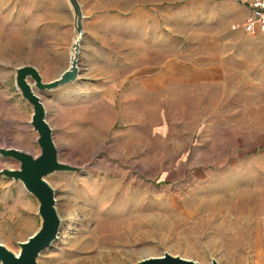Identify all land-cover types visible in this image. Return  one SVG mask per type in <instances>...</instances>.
<instances>
[{"label":"rangeland","instance_id":"374dc122","mask_svg":"<svg viewBox=\"0 0 264 264\" xmlns=\"http://www.w3.org/2000/svg\"><path fill=\"white\" fill-rule=\"evenodd\" d=\"M239 2L130 0L83 21L79 79L34 87L60 161L81 168L47 177L61 228L38 264H134L165 252L264 264V91L254 36L234 34ZM42 3L0 0V147L34 156L16 68L55 79L79 33L72 4ZM19 165L0 153V170ZM38 207L21 181L0 176V241L12 251L41 226Z\"/></svg>","mask_w":264,"mask_h":264},{"label":"water","instance_id":"95a60500","mask_svg":"<svg viewBox=\"0 0 264 264\" xmlns=\"http://www.w3.org/2000/svg\"><path fill=\"white\" fill-rule=\"evenodd\" d=\"M77 19L78 36L71 48L69 66L55 79L44 81L40 71L33 65H22L16 68V85L22 96L32 105L31 124L38 132L39 155L34 156L18 148L0 147V153L12 157L19 162L18 168H2L0 176L21 181L26 190L39 202L38 213L42 219L41 226L27 239L20 241V251H12L0 241L1 264H38L41 252L47 249L58 238L61 218L56 207V190L48 182L47 177L57 171H78L73 166L59 159V149L53 138V130L46 120V108L34 87L39 90H52L79 79L81 40L84 33L83 13L78 0H69ZM35 82L32 84L30 80ZM134 264H202L192 259L182 258L165 252L161 256L142 258ZM211 264H219L213 259Z\"/></svg>","mask_w":264,"mask_h":264},{"label":"crops","instance_id":"0c3cea01","mask_svg":"<svg viewBox=\"0 0 264 264\" xmlns=\"http://www.w3.org/2000/svg\"><path fill=\"white\" fill-rule=\"evenodd\" d=\"M66 1L67 5L70 6L69 0ZM130 0H78L82 13L84 16L83 21L95 19L96 16H105L110 14H114L115 6H124L129 3ZM134 2L136 0H133ZM249 1L250 0H242V2L237 3L236 5H233V9L235 11L234 14L229 13L231 16H233L234 21H237V24H234L233 27H241L243 30L242 32H233L234 34H249L251 36H254V86L255 83H257V87L261 89H256V92H263L264 89H262L264 81V30L258 31L254 33V35L247 33L242 25L247 17V14L249 12ZM52 0H43L42 5L45 7H50L52 5ZM137 4L142 6L147 4V0H137ZM136 5V3H135ZM140 7V6H139ZM70 8V7H69ZM68 8V9H69ZM44 20L47 19L50 21L51 19L55 18V11L54 10H48L44 9L43 11ZM242 20V21H241ZM241 21V22H239ZM238 30V29H237ZM261 84V86H259Z\"/></svg>","mask_w":264,"mask_h":264},{"label":"built area","instance_id":"2783aa9c","mask_svg":"<svg viewBox=\"0 0 264 264\" xmlns=\"http://www.w3.org/2000/svg\"><path fill=\"white\" fill-rule=\"evenodd\" d=\"M242 27L252 35L264 30V0L249 1V12Z\"/></svg>","mask_w":264,"mask_h":264},{"label":"bare ground","instance_id":"6f19581e","mask_svg":"<svg viewBox=\"0 0 264 264\" xmlns=\"http://www.w3.org/2000/svg\"><path fill=\"white\" fill-rule=\"evenodd\" d=\"M56 207H57V204H56Z\"/></svg>","mask_w":264,"mask_h":264}]
</instances>
